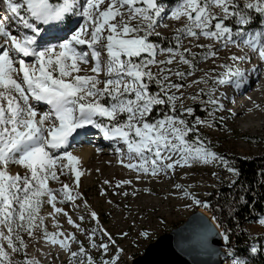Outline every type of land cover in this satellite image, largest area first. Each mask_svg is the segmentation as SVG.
Here are the masks:
<instances>
[{
    "label": "snow or ice",
    "instance_id": "6c2138e0",
    "mask_svg": "<svg viewBox=\"0 0 264 264\" xmlns=\"http://www.w3.org/2000/svg\"><path fill=\"white\" fill-rule=\"evenodd\" d=\"M0 12L4 13L0 16V264H39L26 254L23 260L14 258L27 248L20 233L33 236L36 229L43 232L46 243L70 254L69 264H97L76 235L60 231L55 220L57 231H47L39 214L44 203L51 205L54 214L67 217L77 232L87 235L91 248L109 254L99 264H121L125 249L100 226L96 211L89 209L97 224L89 232L64 207L57 206L74 204L81 197L77 191L83 174L81 161L68 147L70 137L86 126L126 147V154L120 147L116 149L127 160L120 163L136 172L137 180L142 175H167L177 166L213 163L223 164L234 177L241 175L199 135L193 140L189 134L199 132L197 125L211 127L216 112L230 111L222 102L226 97L215 93L220 86L239 89L247 83L248 71L257 68L254 65L246 71L237 62L250 60L249 54H232L228 57L232 63L218 65L223 71L211 68L188 82V88L207 86V91L198 88L190 99L207 95L201 103L211 105L208 115L212 120L196 117L190 124L178 114L192 116L194 108L183 103L185 84L173 82L172 77L184 81L201 71L200 61L215 64L221 48H247L264 63V0H0ZM165 17L184 21L172 37L175 46L167 48L151 40L160 35L157 29ZM74 24L78 26L73 31ZM61 26L68 28V38L42 46L47 32ZM185 37L191 38L189 44L201 37L209 43H196L194 47L203 49L197 52L183 46ZM158 53H164L165 59L158 60ZM167 65H176V70ZM152 84L158 91L153 92ZM38 102L48 110L39 111ZM159 106L169 111L153 117ZM12 166L23 168L24 173L13 174ZM65 175L74 177L71 184L61 180ZM50 181L60 186L54 188ZM130 184L132 181L126 179L118 181L116 187ZM235 184L233 180L231 186ZM184 195L190 194L184 190ZM193 199L195 204L208 207L206 202ZM84 205L88 207L87 201ZM258 222L264 225V216ZM97 233L106 240L97 243L93 238ZM120 235L127 237L128 233ZM138 235L151 239L148 231ZM219 235L228 248L225 256L229 264H257L258 253L264 264V241L259 249L255 244L233 249L235 233L223 229ZM72 244L79 245L76 251Z\"/></svg>",
    "mask_w": 264,
    "mask_h": 264
},
{
    "label": "rangeland",
    "instance_id": "374dc122",
    "mask_svg": "<svg viewBox=\"0 0 264 264\" xmlns=\"http://www.w3.org/2000/svg\"><path fill=\"white\" fill-rule=\"evenodd\" d=\"M51 2H58V0H51ZM218 11V9H213ZM0 12V16H2ZM75 20L79 21L80 18L76 17ZM182 23L174 20H170L165 17L161 21V26L157 31L159 36L151 37V40L159 44L163 48L175 46V41L172 37L175 35L177 28L181 27ZM167 24V27L163 25ZM47 26V25H46ZM78 24L72 26V30H75ZM48 27V26H47ZM57 31L58 38L52 40H45L42 46L55 45L60 43L63 39L68 38L70 32L67 27H54L51 28ZM15 34V32H14ZM54 35V34H53ZM188 37H185L182 41L184 47H191L193 51H203L201 48H196L194 45L207 44L205 38L201 37L198 41L193 40L192 44H189ZM86 47V46H82ZM102 56L106 58L105 53L101 50ZM245 52L251 57L250 60H244L237 62V66L248 71L250 66H256L255 62L257 55L253 54L247 48L241 50L240 48L230 47L229 49L221 48L219 52V59L215 64L209 61H200L198 68L201 71H197L193 77H188L184 81H179L176 77H172L173 82L184 83L185 88L183 103L185 106H191L197 104V111L205 110L206 114L201 119L212 120V117L208 115L212 111L211 105L205 106L201 101L208 99L207 95L201 96L198 100L193 101L191 96L195 95L198 88H205L207 86L200 84L198 87L188 88L187 84L191 79L198 78L203 75L204 71H208L211 68H217V72L223 71L218 68L221 63H232L228 57L232 54L243 55ZM158 60L165 59L164 53H158ZM247 63L248 68H247ZM253 64V65H252ZM166 67L176 70V65H167ZM180 69H186V65H179ZM247 68V69H246ZM257 68V67H256ZM152 70L157 71L156 66L152 67ZM254 74L256 80L254 86L249 88L245 94H236L232 100L229 92L232 86H220L217 89L215 95L225 96L222 102L225 104L226 109L230 111H220L215 113V119L211 127L197 125L199 134H201V141L216 151L218 155L223 153L228 155H241L245 157L256 156L264 154V99L250 104L248 100H245L243 104V112L238 114L239 109H236L235 102L241 103L246 94H251L259 89V86L263 84V72L264 67H259ZM250 73L254 71H248V80L250 79ZM102 86V85H101ZM151 89L154 92L158 91V86L152 84ZM175 91V90H173ZM231 94V93H230ZM179 95V93H177ZM247 96V95H246ZM241 97V99H240ZM258 105V107H256ZM39 111H46L48 107L46 105L38 106ZM177 109L179 110V102H177ZM178 114L188 118L187 113ZM188 120L189 123H193L196 119ZM223 117V119H221ZM242 121L253 122L245 125ZM91 129L88 133L91 137L87 136L84 131ZM83 134L75 137L70 142L68 151L79 153L86 146H91L93 153L89 155L86 161H82L79 165L82 176L80 178V185L77 191L81 193V197L73 203H67L64 205L57 204L58 207H64L68 211L72 219L81 224V226L87 229L89 232L97 227L96 221L92 220L89 216V209L97 212L100 226L106 229L116 240L117 245L125 249V254L121 260V264H128L132 259L142 254L146 246L156 239L159 235L168 232L172 227L182 223L188 215L197 208H202L208 214L210 213L204 206L194 203V199H199L203 202L205 197L211 190L217 189L222 181L231 182L235 177L229 173L226 167L220 163H213L209 165L195 164L192 166H177L174 170H169L167 175H159L155 178L149 176H143L142 179L137 180L135 177L136 172L128 169L124 164L120 163L121 159L125 157L121 156L117 152V148L126 154V147L122 144H117L115 141L104 139L102 133L101 138L93 137V133L99 134L98 129L92 126H86L83 129ZM92 134V135H91ZM88 140H85L87 138ZM100 137V136H99ZM127 160L125 159V163ZM10 171L15 173H24V169L19 166H12ZM215 172L216 176L212 173ZM219 177V179H217ZM131 180L132 184L122 185L116 187L118 181ZM61 180L65 183H72L74 177L70 178L68 175L62 176ZM109 181L105 184L104 181ZM181 185V188L175 187V185ZM50 186L59 187L60 185L55 181H50ZM147 189V191H145ZM184 190H187L190 195L185 196ZM103 191V194H102ZM127 192L128 195L124 196L122 193ZM135 192V195L132 193ZM84 201H87L88 207H85ZM111 201V202H110ZM51 205L44 203L40 209V215L44 217V227L48 232H56L57 227L54 224V220L59 224V230L67 233H74L77 239L82 242L89 253L97 261V264L103 259L107 258L109 254L103 253L102 250L91 248L87 235L81 232H77L73 225L67 223V217L62 214H54ZM84 216V220L80 221L79 216ZM209 215H212L211 213ZM216 221V219H215ZM217 223V222H216ZM219 225V224H217ZM220 232L222 229L218 226ZM241 230L249 238H253L256 235L264 236V225L258 222V219H252L245 221ZM142 231H148L151 234V239H144L138 234ZM128 233L127 237H122L120 233ZM236 234V232H234ZM27 248L22 250L19 254H14L16 260H23L25 254L28 258H35L39 264H69V253L63 251L59 246H51L46 243L43 237V232L40 229L34 230V235L29 236L26 232L20 233ZM97 243L102 240H106L105 237L97 233L93 237ZM79 245L72 244V250L76 251ZM224 254L222 258V264H229L225 253L228 248L223 245ZM114 251V249H112ZM73 264H78V261H73Z\"/></svg>",
    "mask_w": 264,
    "mask_h": 264
},
{
    "label": "trees",
    "instance_id": "16d2710c",
    "mask_svg": "<svg viewBox=\"0 0 264 264\" xmlns=\"http://www.w3.org/2000/svg\"><path fill=\"white\" fill-rule=\"evenodd\" d=\"M152 90L154 92L153 88ZM197 106V104H192L194 115L188 118L182 117L190 121L196 116L204 117L206 111H197ZM167 111L169 109L165 106H159L152 116L159 118ZM197 135L201 136L199 133L189 134L193 140ZM221 156L228 160L229 165L237 167L241 175L233 179L236 180L235 186H231L233 180L231 182L222 181L217 189L211 190L203 200L208 204V207L205 208L216 218V222L222 230L231 229L232 232H236L231 239L233 249L245 248L251 244H255L259 249L261 241H264V236L256 235L249 238L241 230V227L245 221L264 216V154L245 157L223 153ZM239 196H244V200L240 201ZM242 204L247 207L242 208ZM257 264H261L259 253L257 254Z\"/></svg>",
    "mask_w": 264,
    "mask_h": 264
},
{
    "label": "water",
    "instance_id": "95a60500",
    "mask_svg": "<svg viewBox=\"0 0 264 264\" xmlns=\"http://www.w3.org/2000/svg\"><path fill=\"white\" fill-rule=\"evenodd\" d=\"M219 233L220 229L211 218L201 208H197L182 223L150 242L143 253L135 256L128 264H161L166 259L168 262L179 254V251L173 252L178 247L194 252L203 260L205 258L209 264H222L224 244ZM168 254L171 255L169 260Z\"/></svg>",
    "mask_w": 264,
    "mask_h": 264
},
{
    "label": "bare ground",
    "instance_id": "6f19581e",
    "mask_svg": "<svg viewBox=\"0 0 264 264\" xmlns=\"http://www.w3.org/2000/svg\"><path fill=\"white\" fill-rule=\"evenodd\" d=\"M2 14L4 15L3 12H2ZM44 27L47 28V26H44ZM48 32L54 33V35L53 34L48 35L49 37H48L47 40H52L54 38H58L59 37L58 34H56L57 31H54L53 29H50ZM44 42H46V41H43V43ZM254 62H255V64L257 63L256 64L257 70L259 69V67H262V66L264 67V63H259L258 56H257L256 61H254ZM248 65L249 64L247 63V68H248ZM252 67L253 66H250L251 69H252ZM256 72L257 71H254V73H250V80H249V82L246 83L245 85H243L241 88L237 89V88H235V87L232 86V88H231V90L229 92V96L231 95V98H229L230 100H232V98H234L236 96V94H245L249 88H252L254 86V81L256 80V76L254 74ZM262 76H263V79H264V72H263V75ZM246 95L244 96L243 100H241V103L238 104L237 102H235L236 109H239L237 115L243 112V104H244L245 100H248L250 104H253L255 102H259V101H261V100L264 99V80H263V84L259 86V89L256 92L254 91V93L251 94V96L249 94H246ZM240 99H241V97H240ZM42 105L44 106L45 104H43V102H38V106H42ZM242 123H244L245 125H248L249 123L255 124V123L250 122V121L249 122L242 121ZM82 131H83V129H78L77 132L73 134V137H70V142H74L72 140L75 137L79 136L80 134H83ZM86 131H88V130H86ZM86 131H84L85 134H86ZM94 136H97V134H94L93 137ZM99 138H101V135H100ZM88 139H90V138L88 137L85 140H88ZM71 144H73V143H69L70 146H72ZM92 153H93V151H92L91 146H86L85 149H82L79 153L74 152L73 154L76 155V156H78L80 158V160L86 161L89 158V155L92 154ZM201 210H202V208H201ZM202 211L204 213H206V215L208 217H210L211 220L214 222V224L216 225V227H218V225H217L218 223H216V221L213 220V216L212 215H209L205 210H202ZM175 251L176 252L179 251L178 252L179 254L175 255V257L173 259L169 260V257L171 255H169V254L167 255L168 260H169L168 262H170V263H168L166 261L167 260L166 259L167 257H166L165 258L166 260L163 261L165 263H161V264H209L208 261L205 260V258H204V260L201 259V258H199L194 252L193 253H190V252H187V251H185V250H183L182 248H179V247L178 248H174L173 252H175Z\"/></svg>",
    "mask_w": 264,
    "mask_h": 264
}]
</instances>
